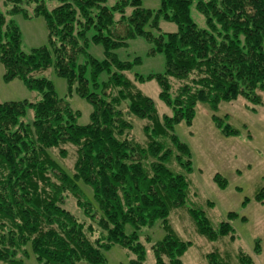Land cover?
I'll return each instance as SVG.
<instances>
[{
  "label": "trees",
  "instance_id": "1",
  "mask_svg": "<svg viewBox=\"0 0 264 264\" xmlns=\"http://www.w3.org/2000/svg\"><path fill=\"white\" fill-rule=\"evenodd\" d=\"M36 1L33 15L46 21L49 48L25 53L9 19L17 13L29 18L22 0H0L10 5L5 14L0 11L4 77L21 79L39 95L34 102H0V264H26L30 257L36 264H107L104 252L113 246L133 254L131 264H143L137 232L156 221L167 234L151 247L155 264H181L189 243L173 235L168 216L184 204L187 181L171 166L189 171L191 161L173 129L190 126L198 104L217 109L240 99L261 103L264 0H158L156 11L142 8L143 0H59L50 11L44 0ZM193 1L208 29L191 20ZM160 20L174 23L176 32L161 33ZM137 37L153 45L152 55H164L162 74L128 76L133 65L114 52ZM90 44L101 46L103 60L89 54ZM50 68L67 81L70 94L92 106L88 124L79 125L78 112L38 76ZM103 72L108 80L98 83ZM150 80L171 115L159 117L151 98L137 88ZM27 109L31 124L23 121ZM134 118L146 121L144 144L131 135ZM222 133L237 135L226 125ZM52 150L61 161L70 160V173ZM80 183L90 188L95 206ZM67 200L82 217L64 208ZM193 215L211 240L232 232L228 223L213 231L202 212ZM207 258L220 264L214 255ZM241 260L251 264L245 256Z\"/></svg>",
  "mask_w": 264,
  "mask_h": 264
},
{
  "label": "rangeland",
  "instance_id": "2",
  "mask_svg": "<svg viewBox=\"0 0 264 264\" xmlns=\"http://www.w3.org/2000/svg\"><path fill=\"white\" fill-rule=\"evenodd\" d=\"M37 4L36 0H22L21 6L27 11L29 18L22 13L9 16L20 31L21 49L25 53L33 49L49 48L46 21L42 16L33 15ZM58 5L59 0H44L48 11ZM141 7L156 11L160 3L158 0H143ZM9 8V4L0 2L2 13L5 14ZM130 11L127 9L126 13L129 14ZM189 14L198 28L208 29L205 18L197 11L194 1ZM159 29L167 35L176 32L177 27L172 22L160 20ZM160 32L152 30L156 36ZM151 48L152 44L142 37H137L127 41L126 46L115 50L114 53L120 61L133 65L128 71V76L136 74L149 77L162 74L165 69L164 55H152ZM88 52L96 60L104 58L99 45L90 44ZM38 76L50 80L56 96L67 101L71 109L78 112L79 125L90 122L92 106L74 92L70 94L67 81L58 76L53 68ZM108 77L107 72L101 73L98 83L106 82ZM137 88L151 98L159 117L172 114L171 109L160 100V89L155 80L139 83ZM38 98V93L28 89L21 79L7 80L0 62V102H34ZM215 117L221 121V126L216 124ZM32 120V112L27 109L23 121L31 124ZM145 124L146 121L142 119L132 120L131 135L133 140L141 144L145 143ZM225 125L236 130L237 135H224L222 130ZM173 133L188 147L191 161L189 171L176 164L171 166L175 173L182 174L187 181L184 204L171 209L168 216L173 235L189 243L181 257V264H210L207 258L209 255H214L220 264H243V256L247 257L251 264H264V93L261 94V103L257 106L243 99L221 103L217 109L198 104L192 124L187 126L180 123L174 127ZM54 152L55 150L51 151L53 159L70 173V160L63 162ZM218 180H222V184L215 182ZM219 185L225 186L221 188ZM79 186L94 205L90 188L83 183ZM64 208L78 217L83 216L71 200L65 202ZM193 211L202 212L213 231H217L221 223H228L232 232L217 236L213 240L209 239L198 230ZM125 232H132L131 226H126ZM166 234L160 221L137 232L138 240L145 249L143 264H155L151 247L163 240ZM104 256L107 264H131L134 259L133 254L120 246H113L104 252ZM26 264L36 262L30 257Z\"/></svg>",
  "mask_w": 264,
  "mask_h": 264
}]
</instances>
